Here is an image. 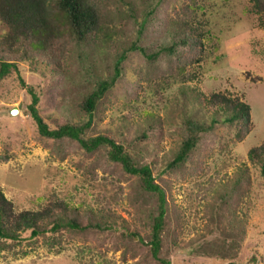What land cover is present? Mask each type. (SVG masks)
<instances>
[{
  "label": "rangeland",
  "instance_id": "1",
  "mask_svg": "<svg viewBox=\"0 0 264 264\" xmlns=\"http://www.w3.org/2000/svg\"><path fill=\"white\" fill-rule=\"evenodd\" d=\"M183 1L125 0L120 3L122 16L113 27L111 38L101 43L93 55L97 71L102 75L112 74L116 55L134 42L149 52L171 43L177 32L172 22L174 9ZM199 1L203 10H199L194 23L211 33L205 39L203 60L191 68L194 79L183 83L170 77L168 83L164 82V59L160 57L155 67L140 50L131 51L123 64L121 78L95 117L92 130L116 134L123 130L125 138L131 140L138 127L146 122L142 120L147 112L164 121L151 131L152 139L142 144L148 143L153 150L156 142L158 148L149 160L155 162L157 180L167 187L173 208L172 218H167L170 227L164 233V250L170 253L167 252L172 264H226V260L214 259L198 250L222 238L212 229L210 218L214 200L224 187L222 175L228 173L233 177L239 166L248 164V151L264 142V27L258 24L250 0ZM5 31L0 26V39ZM77 62L73 57L68 64L69 71L63 75L36 70L23 62L21 74L27 85H22L16 74L0 83V154L6 145L13 148L10 161L0 162V187L17 210L39 209L52 196L96 206L103 179L94 180L91 174L85 173L87 168L92 165L101 176L120 171L119 165L109 167L96 154L88 155L74 144L68 146L66 158L61 159L53 153L51 141L39 140L37 124L28 113L32 87L41 94L44 116L54 114L76 121L83 118L74 107L73 95L79 84L88 82ZM183 89L188 94L187 100L196 97L195 89L206 95L220 92L240 97L251 106L252 130L242 142H236L234 129L220 126L184 170V175H177L167 171L165 162L175 147V126L180 122L178 107L186 105ZM13 109L18 110L16 115L11 114ZM159 138L162 144L153 141ZM249 176L251 195L233 202L239 216L247 214V234L241 240L234 264H264V192L254 167L249 168ZM212 180L214 187L208 190ZM133 182L134 177L123 183L126 195L131 194ZM138 203L129 198L122 202L117 209L121 216L117 223L130 225L133 230L138 228L146 238L150 222L139 211ZM175 237L180 251L175 249ZM121 240L118 232L107 229L65 234L62 243L54 245L44 237L35 242L28 239L15 250H0V264H155L147 245L136 244L127 250L120 245Z\"/></svg>",
  "mask_w": 264,
  "mask_h": 264
},
{
  "label": "trees",
  "instance_id": "2",
  "mask_svg": "<svg viewBox=\"0 0 264 264\" xmlns=\"http://www.w3.org/2000/svg\"><path fill=\"white\" fill-rule=\"evenodd\" d=\"M252 12L257 15L258 24L264 27V0H250ZM125 0H0V26L6 29L0 39V83L16 74L22 85H27L21 74V64L28 62L34 69H42L54 75L66 74L73 57L77 59L80 71L88 84H79L74 92V107L83 118L76 121L71 117L54 114L44 116L41 111V94L30 88L28 113L37 124L39 140L51 141L53 153L61 159L67 156L69 145H76L86 154H96L109 167L119 165L120 171H112L104 176L91 165L85 171L94 180L102 177L103 186L95 200L96 206L74 203L71 200L52 196L39 209L17 210L10 198L0 187V250H15L25 240L35 242L44 237L47 243L61 244L65 234H85L89 231H114L122 236L121 246L135 248L136 244L147 245L155 264H172L171 257L164 250V233L169 229L172 218L168 189L157 180L153 165L149 160L153 150L143 141L152 139L151 131L160 127L162 118H154L149 112L141 127L131 138H125V131L118 133H93L95 117L108 94L117 85L123 74V64L128 54L136 49L157 66L161 57L166 64L162 79L168 83L170 77L188 83L194 79L192 66L203 60L205 39L210 30L196 25L199 10L203 5L199 0H184L175 8L172 19L177 28L172 42L149 52L135 42L116 55L112 74H100L92 60L100 44L112 36V29L119 20ZM119 5V6H118ZM195 22V23H194ZM207 33H209L207 35ZM103 50L104 48L101 47ZM81 83V82H79ZM158 88V92L165 97ZM196 97L188 99L186 89L181 90L186 103L178 107L180 122L176 123L175 142L172 155L166 160L168 172L184 175V170L200 154L204 143L213 138L220 126L234 129V140L242 142L252 130L251 106L240 97L223 93L206 95L200 90ZM161 97V98H162ZM193 105V106H192ZM129 119V116H125ZM124 118V117H123ZM125 118V119H126ZM146 123V125H145ZM126 124H129L126 123ZM124 125L127 127V125ZM157 141L159 144L160 138ZM12 146L6 145L0 154V162L12 158ZM248 164L238 167L233 177L225 173L221 177L224 184L213 203L210 218L213 230L222 236L220 241H212L198 253L214 259L226 260L234 264L241 240L247 234L246 216L238 215L233 202L249 197L251 184L249 168L254 167L261 178L260 188L264 192V142L252 147L247 154ZM106 171V170H105ZM134 177L131 194L126 195L127 179ZM214 180L208 186L213 189ZM140 202L139 211L149 218L147 237L138 228L117 223L121 217L117 209L126 199ZM230 206V207H229ZM225 208V211L222 210ZM175 215L176 210H174ZM229 217V218H228ZM175 237V249L181 246ZM23 252L26 253L25 250ZM169 253V252H168ZM170 254V253H169ZM211 258V259H213Z\"/></svg>",
  "mask_w": 264,
  "mask_h": 264
},
{
  "label": "water",
  "instance_id": "3",
  "mask_svg": "<svg viewBox=\"0 0 264 264\" xmlns=\"http://www.w3.org/2000/svg\"><path fill=\"white\" fill-rule=\"evenodd\" d=\"M12 115H16L18 113L17 109H13L12 111H10Z\"/></svg>",
  "mask_w": 264,
  "mask_h": 264
}]
</instances>
